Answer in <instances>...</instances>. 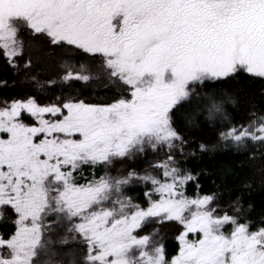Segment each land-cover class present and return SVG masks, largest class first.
I'll return each mask as SVG.
<instances>
[{"label": "snow or ice", "instance_id": "1", "mask_svg": "<svg viewBox=\"0 0 264 264\" xmlns=\"http://www.w3.org/2000/svg\"><path fill=\"white\" fill-rule=\"evenodd\" d=\"M23 33L61 50L63 82L99 79L94 66L114 94L0 102V222L11 225L0 231V264H264V217L248 219L240 197L222 206L217 193L188 194L200 173L181 158L196 150L174 120L183 109L193 126L202 117L222 128L225 146L264 149V114L236 122L224 84L241 71L264 78V0H0V54L14 67ZM148 149L164 151L143 172L96 173ZM136 181L143 202L126 194ZM170 223L171 256L152 226ZM67 245L72 259H57Z\"/></svg>", "mask_w": 264, "mask_h": 264}, {"label": "trees", "instance_id": "2", "mask_svg": "<svg viewBox=\"0 0 264 264\" xmlns=\"http://www.w3.org/2000/svg\"><path fill=\"white\" fill-rule=\"evenodd\" d=\"M29 40L23 56L18 57L19 67H14L6 58L0 54V102L12 99H23L35 96L41 103L53 101L56 97L67 95H80L90 102H107V97L114 94L107 86V80L100 70L93 66L94 72H99V79L90 83L82 81L63 82L60 77L63 75L61 67L62 52L60 49H50L43 39H29L27 33H23ZM31 58L32 66L24 67L25 61ZM77 59V58H74ZM78 62L92 63L85 58L79 57ZM98 63V62H96ZM33 77L35 79H33ZM49 80L56 83L49 84ZM225 89H231L234 93L235 104L226 105L234 120L238 123H246L252 114H264V78L253 76L244 71L234 75L224 82ZM202 89H197L201 91ZM26 118L30 119L29 117ZM199 124H193L184 116V110L180 109L174 116L175 126L182 131L186 140L193 141L191 149H195V155H188L182 159V166L200 173L199 189L196 182L187 185L188 194L195 195L199 190L203 193H217L218 201L222 206L232 204L237 197L244 202L245 213L248 219L258 222L264 217V160L261 154L264 149L256 142H250L247 149L225 146L219 142L217 132L222 130L215 125L208 124L202 117L198 118ZM199 143H206L211 150L201 152L198 149ZM215 147H212V146ZM163 149L159 153L148 149L145 153L135 158H118L109 166H97V175L109 172L112 175L126 174L130 169L143 172L149 168L156 159L162 158ZM256 158H251V153ZM85 175L90 172V167L85 166ZM83 182V181H80ZM150 186V185H149ZM143 182L136 181L126 189V194L133 196L139 202L144 201ZM251 205V208H248ZM8 213L11 214L9 208ZM161 227L169 256L178 250L179 242L176 240V224L152 225ZM149 226L146 231H150ZM10 224L0 222V231L10 228ZM190 239H195L196 234ZM53 239H57L56 236ZM74 245L56 247L59 255L57 259L68 262L72 259ZM47 259L42 256L41 260Z\"/></svg>", "mask_w": 264, "mask_h": 264}, {"label": "rangeland", "instance_id": "3", "mask_svg": "<svg viewBox=\"0 0 264 264\" xmlns=\"http://www.w3.org/2000/svg\"><path fill=\"white\" fill-rule=\"evenodd\" d=\"M195 234H192V236H194Z\"/></svg>", "mask_w": 264, "mask_h": 264}]
</instances>
